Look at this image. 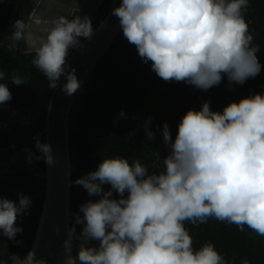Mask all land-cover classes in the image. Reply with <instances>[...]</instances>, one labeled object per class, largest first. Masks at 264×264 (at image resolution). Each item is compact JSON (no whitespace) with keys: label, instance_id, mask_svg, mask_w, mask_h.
<instances>
[{"label":"clouds","instance_id":"clouds-1","mask_svg":"<svg viewBox=\"0 0 264 264\" xmlns=\"http://www.w3.org/2000/svg\"><path fill=\"white\" fill-rule=\"evenodd\" d=\"M247 5L248 0H121L112 15L141 61L163 81L206 92L227 78L232 91L233 84L244 85L264 68L242 15ZM77 11L71 19L35 17V24H51L42 30L46 38L23 19L14 22L7 37L9 50L18 51L23 41L26 53H34L31 63L50 89L64 77L60 90L67 96L81 88L67 60L69 49H82V41L91 40L95 32L92 20ZM10 80L15 86L27 83L15 72ZM11 100L8 84L0 83V107ZM120 118L127 119L124 111L116 120ZM151 124L149 116L143 125L149 141L155 139ZM160 131L168 148L160 171L149 173L140 160L130 163L115 156L102 159L95 171L73 182L96 199L85 201L73 214L74 224L63 242L65 264H225L211 242L194 249L185 227V221L205 223L209 217L235 223L241 230L247 224L264 235V93L231 102L222 111L211 110L210 101H203L199 110L190 109L181 117L174 140L167 123ZM35 147L40 155L29 151V163L56 162L50 144L37 138ZM17 197H0V236L19 246L17 235L23 228L17 220L29 214L32 199L23 193ZM76 225L81 228L78 235ZM74 240L79 242L75 256ZM92 241L97 246H87ZM0 264L46 261L29 251L23 258L8 253Z\"/></svg>","mask_w":264,"mask_h":264},{"label":"trees","instance_id":"trees-1","mask_svg":"<svg viewBox=\"0 0 264 264\" xmlns=\"http://www.w3.org/2000/svg\"><path fill=\"white\" fill-rule=\"evenodd\" d=\"M41 0H2L0 2V71L5 73L12 100L0 107V197L18 201L17 193L32 199L29 214L18 217L17 223L23 233L17 235L22 241H13L0 236V259L8 253L21 258L31 250L40 217L46 189V163L43 159L28 162V152L39 156L36 139L46 143L42 134L46 128L50 98L53 90L47 78L31 63L34 53L9 50L7 37L18 19L29 23L30 16ZM112 0H104L98 9L93 27L96 30L106 18ZM242 15L253 36L252 45L259 46L258 59L264 65V0H248ZM85 40L82 41V43ZM15 72L24 77L26 84H11ZM224 78L218 87L208 91L195 89L183 82H165L151 71L150 64L139 58L135 46L127 42L122 30L115 41L95 66L80 89L70 114V158L72 164L71 227L74 213L89 199L82 186L73 182L95 171L104 158L122 156L140 160L149 173L162 169V160L168 155L160 129L167 123L173 140L177 124L190 109L199 110L203 101H210L213 111H222L231 102H239L249 95L264 93V68L260 74L244 85L231 86ZM124 111L127 119L116 120ZM152 117L150 130L155 139L149 141L144 132V122ZM135 117V119L133 118ZM115 121V122H114ZM134 133V134H133ZM131 134V139L128 137ZM26 149L28 151H26ZM107 188V186H105ZM185 227L193 239L194 249L211 242L225 264H264V235L258 234L247 224L241 226L209 217L205 223L185 221ZM80 226L76 225L77 235ZM78 247L75 250V255Z\"/></svg>","mask_w":264,"mask_h":264},{"label":"water","instance_id":"water-1","mask_svg":"<svg viewBox=\"0 0 264 264\" xmlns=\"http://www.w3.org/2000/svg\"><path fill=\"white\" fill-rule=\"evenodd\" d=\"M104 0H41L30 16V29H40L36 35H46L43 29L51 24H35L33 19L39 17L42 21H51L59 16L71 19V13L78 9L76 15L88 16L94 19ZM121 0H112L106 18L95 30L91 40L83 42L80 50L69 49L68 63L76 70V76L81 82V88L95 66L105 55L108 49L121 32L119 19L112 15V10L119 7ZM28 51L22 41L20 52ZM66 82L61 77L58 87L53 90L50 98L47 123L44 132L46 143L53 150L55 163L46 164L45 198L37 228L35 240L30 251L35 252L36 259H43L46 264H65L66 254L63 242L68 238V229L71 228V187L72 164L70 158V114L80 89L72 96H67L60 89ZM93 244H98L92 241ZM79 247L78 241H73L72 255Z\"/></svg>","mask_w":264,"mask_h":264},{"label":"flooded vegetation","instance_id":"flooded-vegetation-1","mask_svg":"<svg viewBox=\"0 0 264 264\" xmlns=\"http://www.w3.org/2000/svg\"><path fill=\"white\" fill-rule=\"evenodd\" d=\"M87 246H97V244H93L92 242H90V244Z\"/></svg>","mask_w":264,"mask_h":264}]
</instances>
